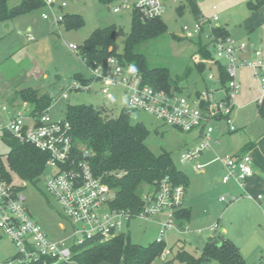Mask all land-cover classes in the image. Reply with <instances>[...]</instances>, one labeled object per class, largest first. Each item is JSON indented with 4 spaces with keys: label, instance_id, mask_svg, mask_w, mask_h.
<instances>
[{
    "label": "rangeland",
    "instance_id": "rangeland-1",
    "mask_svg": "<svg viewBox=\"0 0 264 264\" xmlns=\"http://www.w3.org/2000/svg\"><path fill=\"white\" fill-rule=\"evenodd\" d=\"M22 1L11 0L8 7L16 8ZM259 1L195 0L202 13L198 22L201 24L208 20L213 22L214 18L218 17L219 21L213 22V27L225 28L231 38L243 39L264 54V4L258 9L253 7ZM54 2V6L45 5L23 16L0 22V124H8V116L3 113V108L12 111L17 105L22 106L23 102L18 95L25 89L39 90L54 99L49 115L55 121L65 119L68 106L106 107L108 115L114 119L119 117L122 109L128 107L127 90L121 86L111 89L114 100H107L103 95L100 81H92L90 90L73 89L76 74L89 77L91 72L80 54L72 51L69 45L79 47L96 30L113 26L122 29L125 35H128L132 29V7L137 0H54ZM164 2L166 11L161 20L166 25L167 32L139 45L137 52L145 57L150 69H168L185 95L193 93L195 89L204 91L206 86L209 89L220 87L219 83L208 80L211 73L217 76L215 69L207 67L199 72L193 63V57L200 55L197 45L199 43L203 46L209 45L207 37L209 31H206L202 39L198 37L187 39L184 29L187 27L193 32L197 25L187 3L182 5L186 8L184 13L180 14L178 8L181 5H176L170 0ZM62 3L66 4L64 9L60 7ZM125 5L127 8H124ZM118 8H121L120 12L114 13ZM61 14L80 15L85 24L78 30L68 31L65 25L54 23V17ZM44 15L50 19L44 20ZM30 36L32 41H29ZM123 39V37L117 39L119 54L123 52ZM211 53L214 55L213 49ZM64 91L66 97L62 96ZM236 120L235 126L239 131L220 137L222 144L230 142L238 152L249 143L264 146V112L259 110L255 102L238 113ZM131 123L145 127L148 132L145 145L154 154H169L176 169L186 174L188 177L186 205L194 209L191 222L187 225L190 231L168 233L164 241L165 252L169 254L165 258L162 256L157 259L154 264H180L175 258L182 249L198 257L202 252L200 244L207 237L213 236L210 228L218 221L220 230L227 229V238L238 245L248 264H264V218L246 205L241 208L244 200L231 206L219 202L222 197L229 194L218 181L220 164L215 163L207 167L204 170L207 175L203 176L194 171L192 165L195 164L181 163V155L193 148L196 132H182L140 110L132 115ZM10 151L11 147L1 134L0 159L8 171ZM198 163L205 162L200 159ZM12 177V184L25 185L22 192L26 197L30 214L49 239L65 242L69 247L76 244V239H82L83 235H75L73 223L66 218L58 202L47 192L44 176L36 186L22 182L13 173ZM123 222V232L129 234L135 244L148 246L159 237V229L155 224L140 220H133L130 224L125 220ZM82 228L81 224L76 226L78 230ZM200 231L201 233H197ZM17 255L18 251L14 244L0 230V264L13 261Z\"/></svg>",
    "mask_w": 264,
    "mask_h": 264
},
{
    "label": "built area",
    "instance_id": "built-area-1",
    "mask_svg": "<svg viewBox=\"0 0 264 264\" xmlns=\"http://www.w3.org/2000/svg\"><path fill=\"white\" fill-rule=\"evenodd\" d=\"M176 5H183L189 0H170ZM46 5L54 6V0H47ZM61 9L66 7L61 4ZM127 8V5L124 6ZM121 8L115 9L119 13ZM132 10H138L142 21H152L161 18L166 11L164 0H137ZM44 20L50 18L43 16ZM63 14L54 17V23L59 25ZM215 17L213 22H218ZM208 20L195 26L194 31L185 28L187 39L198 37L202 39L209 31L207 45L213 58L205 59L201 55L193 57L196 66L205 65L215 68L217 76L210 74L209 81L220 84L218 90L205 89L193 91L185 95L176 91L157 90L143 83L137 73L127 71L116 58H110L106 66L94 64L89 68L92 80L102 83V93L107 100H114L111 94L113 87L121 86L127 90L128 106L134 110L147 112L164 124L182 132L199 131L201 134L198 146L188 149L181 155L182 164L192 165L195 172H202L206 165L198 163L203 153L212 150L213 136L219 127H225L228 132L237 131L233 114L237 108V97L241 90L238 79L242 69L252 70L261 86V95L257 100L259 109L264 111V55L253 45L237 41L231 37L226 39L216 37L215 27ZM218 28V27H217ZM29 41H32L31 36ZM69 48L78 52V46L70 44ZM252 49V50H251ZM252 52L254 59H244L243 54ZM85 64V63H84ZM223 66L227 83L220 82L219 66ZM91 83L76 81L73 89L90 90ZM222 96L216 97V94ZM66 97V92L62 94ZM8 116V124H0V136L9 133L22 144H30L36 149L48 154L45 177L47 192L58 202L66 218L73 223L75 235H83L76 239V244H83L94 237L109 239L123 233L124 220L130 224L133 220L155 224L159 229L157 243L165 242V236L176 231L184 233L188 228H180L176 222V214L184 208L186 188L175 184L170 177H165L156 186V190L143 195L144 208L138 215L127 211L110 209V203L116 193L100 176H96L90 162V151L76 148L72 137V128L64 119L53 120L49 110L34 113L28 103L9 110L3 108ZM217 143V142H215ZM213 162L220 163L226 173L223 184L236 183L244 189L248 179L253 177V159L249 154L237 156H217ZM49 171V173H46ZM25 185H14L4 180L0 174V230L14 244L18 251L17 257L4 264H52L72 261V247L65 242H55L48 238L42 227L33 220L27 206L22 189ZM247 198L253 199L250 194ZM258 200L262 196L257 197ZM239 196L222 197L220 201L228 205L236 203ZM81 224L82 230L76 229ZM218 224L211 231L216 232ZM169 253L164 252L163 258Z\"/></svg>",
    "mask_w": 264,
    "mask_h": 264
},
{
    "label": "trees",
    "instance_id": "trees-1",
    "mask_svg": "<svg viewBox=\"0 0 264 264\" xmlns=\"http://www.w3.org/2000/svg\"><path fill=\"white\" fill-rule=\"evenodd\" d=\"M11 0H0V22L14 19L33 12L46 5L43 0H23L20 6L10 9ZM264 0H260L254 9L260 8ZM192 15L199 21L202 13L195 0L187 2ZM186 6H180L178 12L184 13ZM132 29L125 35L122 29L115 26L99 29L78 47V53L89 69L94 64L106 66L110 58H116L127 70L142 77L143 83L157 90L182 93L178 81L174 79L166 68L150 69L145 57L137 52V47L149 40L155 39L167 32V27L161 18L152 21H142L138 10H132ZM66 29L78 30L85 24L80 15L63 14ZM216 37L226 39L229 32L222 27L214 29ZM123 37V52H117V39ZM198 53L205 58H213L207 45H198ZM207 66L199 65L197 70L204 71ZM220 82L224 86L227 76L223 66H219ZM81 83L85 81L80 74L74 76ZM18 97L23 103H28L34 113L48 111L54 99L39 90L25 89ZM129 107V106H128ZM122 109L118 118H111L106 107L68 106L65 120L72 128L74 146L85 147L90 151V162L96 176L116 193L110 203V209L127 211L138 215L144 208L143 195L156 190L157 184L165 177H170L175 184L188 187V177L176 169L169 154H154L146 145L147 130L143 125H133L131 117L135 113L132 108ZM261 112H264L260 109ZM3 139L11 147L8 158L9 171L0 159V174L8 183L13 182L12 173L22 182L37 185L41 182L49 159L48 154L41 152L30 144H22L11 134L3 133ZM255 143L247 145V152ZM147 190V191H144ZM191 220V210L183 208L176 214V222L183 228ZM166 250V243L154 242L148 246H141L131 241L129 234L119 233L112 238L94 237L83 244L72 246V261L52 264H154ZM180 264H206L218 262L220 264H248L240 249L231 241L210 238L198 257L180 250L175 258Z\"/></svg>",
    "mask_w": 264,
    "mask_h": 264
},
{
    "label": "crops",
    "instance_id": "crops-1",
    "mask_svg": "<svg viewBox=\"0 0 264 264\" xmlns=\"http://www.w3.org/2000/svg\"><path fill=\"white\" fill-rule=\"evenodd\" d=\"M28 29L31 30L30 27ZM237 41H244V40L243 39H237ZM249 45H252V44H249ZM255 49L257 50L256 47H255ZM242 58L249 59V60H253L254 59V54L252 52H248L246 54H243L242 55ZM211 69H215V68H211ZM80 75L83 77V79L85 81H91L92 80L91 73H90V76L89 77H86L83 74H80ZM238 79H239V82H240V85H241V90H240V93H239V95L237 97V108L235 110V113L233 114L234 124L237 121L236 118H237L238 113L240 114L242 111H244L246 109V107L251 106L252 104H254V102L257 105V100H258V98L261 95V86H260V83L255 78L252 70H250V69H242V70H240L239 71ZM91 83H92V81H91ZM213 83H215V82H213ZM207 88L208 87L206 86V89ZM219 88L220 87H213L211 89L218 90ZM195 91H200V90L195 89ZM218 96H222V94L221 93L220 94L219 93L216 94V97H218ZM17 107H20V106L17 105L15 108H17ZM238 121H239V119H238ZM236 128H237V131H239L238 127H236ZM237 131H235L233 133H230V132L227 131V129L225 127H222L221 126L215 132V134L213 136L214 143H213L212 150L207 151L200 158V159H203L204 162H205L204 163V165H206L205 169L207 167H209L210 165H213V164L217 163V162H213V161H214V159L217 156H219L218 154H231V155H235V156L242 155L243 150H244V148L247 145L244 146V148L242 149L241 152H238L231 145L230 142H226V143H223V144H222V141L220 142V137H226L228 135H232L234 133H237ZM195 132H196V134L194 136H195L196 141L194 142L193 147L198 146L199 143H200V139H201L200 132L199 131H195ZM215 142H217V143H215ZM249 144H251V143H249ZM244 153L245 154H249L252 157V159H253V170H254L253 177H251L250 179L247 180L244 189L240 188L234 182L229 183V184H223L221 182V180L224 177L226 171H225V169L222 167V165L220 163H218V164H220V169H219L220 170V174L218 175V181H219V183H221L226 188V191L229 192L227 198H229L231 196H239L240 199L237 202L242 201V200L245 201L243 203V205L242 204L240 205L241 208L245 207V205H246L247 207H250V209L252 211H254L255 213H257L261 218H264V146H262V145L260 146V145H258V144L255 143V146H252V148H250L247 152H244ZM204 170L202 172L198 173V174L203 175V176H206L207 173ZM247 194H250L253 197V199L247 198L246 197ZM187 195H188V187L186 189V197H185V205H184V208H187V209H190L191 210V219H192V212H193L194 209H193L192 206H189L188 207L186 205ZM260 195L262 196V199L261 200H258L257 197L260 196ZM219 202H221V201L219 200ZM190 222H191V220H190ZM188 224H186V226L183 227V228H188L187 227ZM215 224H218V230L216 232L212 231L213 232V236L212 237H207L205 239V241L200 244L202 246L201 247L202 249H203V247L205 246V244L207 243V241L210 238H217V239H224V240H227L228 239V240H230L229 238H227V235H226L227 234V229L226 228H222L220 230V223H219V221L216 222ZM213 226H211V228ZM211 228H210V230H211ZM197 233H201V231L200 232H197ZM233 243L238 247V245L235 242H233Z\"/></svg>",
    "mask_w": 264,
    "mask_h": 264
}]
</instances>
